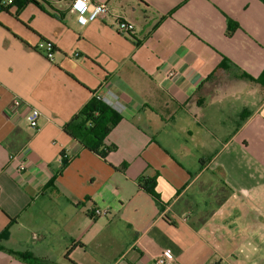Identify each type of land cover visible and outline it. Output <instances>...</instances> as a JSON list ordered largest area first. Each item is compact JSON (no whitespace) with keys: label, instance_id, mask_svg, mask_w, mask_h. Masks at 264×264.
Returning <instances> with one entry per match:
<instances>
[{"label":"crops","instance_id":"obj_1","mask_svg":"<svg viewBox=\"0 0 264 264\" xmlns=\"http://www.w3.org/2000/svg\"><path fill=\"white\" fill-rule=\"evenodd\" d=\"M38 1L0 12V264H264V2L91 0L81 27ZM94 93L122 105L105 159L64 130Z\"/></svg>","mask_w":264,"mask_h":264},{"label":"trees","instance_id":"obj_2","mask_svg":"<svg viewBox=\"0 0 264 264\" xmlns=\"http://www.w3.org/2000/svg\"><path fill=\"white\" fill-rule=\"evenodd\" d=\"M262 1L264 2V0ZM29 4L43 7L38 0H13L12 6H16L17 13H20ZM9 8L6 7L4 10H8ZM45 42L48 43L47 41ZM121 120V114L105 103L101 96L94 93L82 110L65 126L64 130L84 148L105 159L115 150V146L108 147L105 145V139ZM139 184L143 190L148 192L157 201H160L159 195L156 192L155 178L143 177ZM8 230L9 226L0 234V243L8 238ZM0 250H4L1 244ZM22 257L26 260L47 263V261L36 259L32 255H22Z\"/></svg>","mask_w":264,"mask_h":264},{"label":"built area","instance_id":"obj_3","mask_svg":"<svg viewBox=\"0 0 264 264\" xmlns=\"http://www.w3.org/2000/svg\"><path fill=\"white\" fill-rule=\"evenodd\" d=\"M13 5V0H0V12L6 7H11ZM67 9L75 15L76 21L79 26L85 27L90 23L95 21L106 20L110 16V8L107 4L94 3L91 0H71L66 3ZM117 30L122 34H129L131 27L127 22L119 21L117 24ZM50 50L53 48L51 43H47ZM176 73L174 71H169L166 73L168 79L174 78ZM102 100L111 106L116 111L122 110V105L118 101L117 97H101ZM8 112L11 117H22L29 127L33 130L39 129V120L41 118V112L33 107L30 103L24 101L19 97H14L11 105L8 108ZM14 156H11L13 159ZM25 169V163L21 162L19 166V171ZM105 211L94 210L95 216L105 215ZM156 264H175L173 259L167 254H160L156 258Z\"/></svg>","mask_w":264,"mask_h":264}]
</instances>
